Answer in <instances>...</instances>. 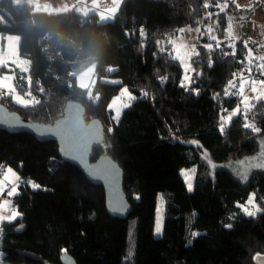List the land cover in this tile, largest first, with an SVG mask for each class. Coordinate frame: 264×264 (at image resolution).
Returning a JSON list of instances; mask_svg holds the SVG:
<instances>
[{
    "label": "trees",
    "instance_id": "1",
    "mask_svg": "<svg viewBox=\"0 0 264 264\" xmlns=\"http://www.w3.org/2000/svg\"><path fill=\"white\" fill-rule=\"evenodd\" d=\"M205 2L122 0L114 18L101 22L96 14L46 13L35 11L27 0H0V36H18V55L28 63L27 72L13 68V86L17 93L31 92L39 103L22 106L7 95H0V102L22 118L44 124L60 117L67 102L81 104L85 120L98 119L104 127V140L93 148L92 160L107 155L117 162L131 206L127 219L111 217L103 189L62 161L56 143L0 130V168H11L20 178L13 197L20 215L0 223L2 264H60L63 253L76 264H255L254 257L264 255V211L249 216L238 207L255 193V202L264 209V168L242 182L224 167L214 168L211 175L201 157L205 151L214 163L236 161L256 155L263 142L264 101L255 102L248 113L259 133L243 126L242 113L220 131L221 115L240 104L238 95L225 96L224 90L234 74L237 82L246 69L241 61L248 48L257 51L252 33L243 29L244 37L233 42V56L227 25L233 19L248 20L251 10L241 8L243 18L224 11L210 18L223 43L216 48L215 41L201 37L199 55L191 57L190 88L181 86L182 65L168 54L169 38L207 16ZM55 34L79 50L49 57L46 44ZM207 43L212 50L203 47ZM88 58L95 59V101L77 84L70 67ZM122 87L135 101L114 123L108 105ZM193 167L189 191L180 171ZM27 181L41 187L33 189ZM159 201L162 223L155 237Z\"/></svg>",
    "mask_w": 264,
    "mask_h": 264
},
{
    "label": "rangeland",
    "instance_id": "2",
    "mask_svg": "<svg viewBox=\"0 0 264 264\" xmlns=\"http://www.w3.org/2000/svg\"><path fill=\"white\" fill-rule=\"evenodd\" d=\"M27 1L33 7V9L35 11L46 12V13H58V12H63V11H68V10H75L76 12H78L84 16H87L89 14H96L99 18V21H101V22L112 20V19L104 18V16L102 14L106 13V11L108 9L114 8L116 6L115 4L117 2V0H27ZM121 1L122 0H118L119 5H120ZM254 2H255V4L252 5ZM224 3L225 2H222L220 4L223 5ZM210 5L211 6L209 7V12L215 13L217 11H220V9L218 7H216V4L211 2ZM241 8H249L252 12L251 16L248 20L243 21V22H239V21H237V19H233L235 22L231 21L232 32H233V36L235 37V39L231 38V40L228 41L227 43L233 44V42H235L238 38L244 37L243 36V29H246L247 31L252 33V36L255 40L254 42H256V44H257V49H256L257 51L254 52V54L264 55V47H261V45H264V0H233V4L228 3V7L224 10V12H225V14H227V16H231V18L233 16H236V15H237L236 17L241 16L243 18V14H240V12H239V10ZM261 9H262V11H261ZM237 22H239V23H237ZM209 23H210V18H207V16H206L197 26H186V27L181 28V29H184V31L182 33L179 31L177 36L173 39H177L178 43L182 41L183 43H185L188 46V49L191 50V47L193 45L197 46L199 43L202 42L201 37L208 38L207 28L209 26H211ZM211 27L213 28L212 34L216 35L215 28L213 26H211ZM227 28H228V25H227ZM196 29H200V31L197 32ZM202 33L204 34L203 36L201 35ZM3 37H5L7 40L6 44H7L8 49L4 53H2L1 48H0V61H1V58L3 56L8 57L10 59V61H14L15 59H19L18 58L19 37L16 35L0 36V44H1V40L3 39ZM208 40H210V39L208 38ZM61 50H68V51H72V52H77L79 50V48L77 45H75L73 42H71L67 38L55 34L47 41L46 52H47L48 56L51 58H60ZM24 61L27 63L26 60H24ZM24 61L19 59V60H17V63L19 65H21V67H22V66H24L23 65ZM256 63H259V62L254 61V65ZM27 65H28V63H27ZM70 67H71L72 74L75 77L77 84L81 88L86 89L89 97L92 98L93 101H95L96 95L94 94L93 86L96 83V77L94 74L93 59L88 58L85 60H81L79 62H73L70 65ZM182 69H183V77H184L185 69L183 66H182ZM246 69H247V66H246ZM246 69L244 71H241V72H244L245 78H249V75H248V72L246 71ZM189 74L191 75V72ZM238 79H239V76H238ZM250 79H254V80L259 81L261 79H264V76L260 75L259 70L255 66H253V70H252ZM102 81L106 82V83H116V81L110 80V79H103ZM236 83L238 86L239 80ZM7 84H10V82L8 81ZM122 89H124V87H122L120 89L117 96L120 95ZM245 94L248 95L249 97L254 95L253 93H251L250 90H247V88H246ZM0 95H3V92H1ZM117 96H115L114 98H116ZM28 98L30 100L32 99V97H30V96H28ZM134 101H135V99L129 103V106ZM240 101H241V97H240ZM122 102H127V98L123 97ZM252 103H255V101H252ZM237 106L241 107V113L243 114L245 111L243 106L241 104H239ZM237 106L235 108H237ZM128 107H126V108H128ZM126 108H123V107L121 108L120 116H121V113ZM111 111L113 113V122L116 123L119 120L120 116L118 119H114L115 111L114 110H111ZM248 122H254V121L252 118L248 117ZM255 126L257 127L256 124H255ZM262 141L263 142L260 145V150L256 155L244 157V158L236 160V161H230L227 163H214L211 161V159L209 158L208 154L205 151L202 152L201 157L206 162H208V164L211 168V175L213 174L214 168L224 167V168H228L229 170H231L233 172V174L239 180L244 182L246 180L242 179L241 175L244 174L245 171H246V174L248 177V175L252 171L263 169L261 167L249 166L247 164L244 166H241V163H240L242 161H250L252 164H255V163L260 162L261 160H264V156H262V153H264V139ZM205 153H206V156H205ZM193 169H194V167L190 168V169H181L180 173H182V170L191 171ZM181 176L183 177L185 185L188 189V186H187L188 181H186L185 176H183L182 174H181ZM193 177H194V174L191 175V179H190V182L192 184V188H193ZM10 188H11V185L9 186L8 190H10ZM4 199H8L11 201L12 197H8L7 192H6ZM248 199H249V197H248ZM248 199H247V201H248ZM246 202L244 204H246ZM244 204H241V205H244ZM12 206H13V204H12ZM13 208L15 210H17L15 207H13ZM242 213H244V212L242 211ZM2 214L10 215V212L9 213H2ZM245 215H247V214H245ZM155 217L156 218H155V225H154V229H153V235L155 237H157L160 233V232L158 233L156 231L157 226L159 225V227L161 229V223H162V208L160 206V201L157 204ZM1 257H2V253L0 252V260H1ZM0 264H2V263L0 262Z\"/></svg>",
    "mask_w": 264,
    "mask_h": 264
},
{
    "label": "snow or ice",
    "instance_id": "3",
    "mask_svg": "<svg viewBox=\"0 0 264 264\" xmlns=\"http://www.w3.org/2000/svg\"><path fill=\"white\" fill-rule=\"evenodd\" d=\"M115 5L116 6L114 8L108 9L106 11V13L102 14L104 16V18H107V19H113L114 18V14L116 13V11L118 10V7H119L118 0H117ZM210 6H211L210 3L207 2V0H206V2L204 3V8H209ZM216 7H218L220 9V11L223 12L228 7L227 0H225V3L223 5H221L219 3V0H217ZM213 15H214V13L209 12V13H207V18H211ZM216 15H218V13H216ZM217 23H218V21H217ZM179 31L182 33L184 31V29H180ZM196 31L199 32L200 29H196ZM212 33H213V28L211 26H209L207 28L208 38L211 41H215V47L219 48L221 46V44L223 43V41L218 39L217 36L212 34ZM143 35H144L143 31H141V36H143ZM201 35L203 36L204 34L202 33ZM227 35H228V37L235 39V37L233 36V32H232L231 21H229V24H228ZM158 43H160V42H158ZM167 44L171 46V51L168 52V54L171 56L172 59L178 60L185 69V75L181 81V86L186 87V88H190V86L192 84V77L189 73L191 71H194V69H192V67H191V62H190L191 56L193 54L199 55V52L196 51V46L193 45L191 47V50H189L188 46L185 43H183L182 41L178 43L177 39H172V38H169L167 40ZM227 46L232 48L231 54L233 56H235V54H236L235 45L229 44ZM244 46L247 48V42H245ZM203 47L207 48L209 50H212L213 44L207 43V44L203 45ZM261 47H264V45H261ZM159 50L161 52H165L166 48L164 46H161ZM225 55H227V53H225ZM245 61L247 63L246 71L248 72L249 78H245L244 72L239 73L238 74L239 85L237 86L236 74H234L233 80H230L228 82V85L226 86V88L224 90V95L225 96L239 95L241 97L240 104L245 109L243 114H244L245 121H246L243 126L245 128L251 129V131H253V132L259 133L261 131V129L256 127L254 122H248V113L251 111L252 108L255 107V104L252 103V101H255L256 103H260L261 101H264V79L257 81L254 79H250V77H251V73L253 70V66H255L259 70L260 75L264 76V55H256V54H254V52L251 48H248L247 55L245 56L244 61H241V62L244 63ZM254 61L259 62V63H256L254 65ZM208 66L209 67L212 66L211 61L209 62ZM108 71L111 72V71H113V69L109 68ZM9 79H11V78L5 77L2 81H0V87L7 88L11 93H13L14 99L18 103H20L23 106H28L34 102L39 103L38 101H35L34 97L31 100H29V99H25L23 96L15 95V88H13L10 84L5 83V81H7ZM116 83H118V82H116ZM246 88H247V90H250L251 93H253L254 95L251 97L246 95L245 94ZM233 89H235L236 91H232ZM193 91H194V89H193ZM26 95L31 96V92L26 93ZM144 95H148V93L145 92ZM123 97L127 98V102H122ZM98 99H99V96H97L96 100H98ZM134 99H135V97L131 95V93L129 92V90L127 88L122 89L120 95L117 96L116 98H114L112 100V102L108 105L110 110L115 111L114 119H118L120 116L121 108L122 107L123 108L128 107L129 103L131 101H133ZM69 107L73 108L75 106H69ZM225 112H227V110H225ZM239 114H241V107L237 106V108L233 109L231 112H228L226 115H221L220 131L224 132L226 125H229L231 123V121L233 120V118ZM0 122H6L9 124H12V123H14V120H11V121L0 120ZM89 134L93 140H95L97 142L100 141V133L95 128L89 129ZM190 143H193V144H196L197 146H199L198 141H191ZM205 156H206V153H205ZM262 156H264V153H262ZM240 163H241V166H244L247 164L249 166L264 168V160H261L260 162L255 163V164H252L250 161H242ZM194 171H195L194 169L191 171L182 170V173H181L183 176H185L186 181H188L187 186H188L189 190L192 189V184L190 182V179H191V175L194 174ZM241 178L244 180L247 179L246 171L244 174L241 175ZM19 183H20V178L13 171V169L7 168L3 172H0V196H2L5 192H7L8 197H12L14 195H17ZM27 183L33 189H39L41 187L39 184L33 183L31 181H27ZM10 185H11V188H10V190H8ZM238 207H240L242 209V211L249 216H255L258 212L264 211V209H261L260 206L255 202V193H253L249 196V199L246 202V204L238 205ZM9 212H10V215L2 214V213H9ZM19 215H20V213L13 208L10 200H8V199L0 200V222H4V221L10 222L12 220H15ZM229 227H230V225H229ZM160 230L161 229L158 225L156 231L159 233ZM193 235H197V234L193 233ZM257 259L259 260L260 258L257 257Z\"/></svg>",
    "mask_w": 264,
    "mask_h": 264
},
{
    "label": "water",
    "instance_id": "4",
    "mask_svg": "<svg viewBox=\"0 0 264 264\" xmlns=\"http://www.w3.org/2000/svg\"><path fill=\"white\" fill-rule=\"evenodd\" d=\"M84 116V107L69 101L65 104L60 117L52 123L44 124L22 118L0 102V120H14L12 124L0 122V130L10 134H28L42 143H56L57 154L62 161L78 168L91 184L103 189L107 213L111 217L125 220L131 214V206L123 191V171L117 162L107 155L92 160L93 148L104 140V127L98 119L87 122ZM92 128L99 131V142L91 138L89 129ZM21 228L22 226H18L16 231L20 232ZM2 248L3 243L0 239V251ZM59 261L60 264H76L68 253H63ZM254 263L264 264V255H256Z\"/></svg>",
    "mask_w": 264,
    "mask_h": 264
},
{
    "label": "crops",
    "instance_id": "5",
    "mask_svg": "<svg viewBox=\"0 0 264 264\" xmlns=\"http://www.w3.org/2000/svg\"><path fill=\"white\" fill-rule=\"evenodd\" d=\"M6 38L5 37H3V39L1 40V44H0V48H1V52L2 53H4L7 49H8V47H7V44H6ZM18 58L20 59V60H23V59H21L20 57H19V55H18ZM19 59H15L14 61H10V59L8 58V57H6V56H3L2 58H1V61H0V81H2L5 77H10L11 79H9V80H7V81H5V83H7L8 81L10 82V84H11V86L14 88V86H13V81H14V74H13V68H16V69H18V70H20V71H22V72H27V70H28V65H27V63L24 61V66H22L21 67V65H19L18 63H17V60H19ZM93 59V58H92ZM76 62H79V61H76ZM93 62H94V64H95V59H93ZM72 64V63H71ZM27 65V66H26ZM1 92H3V95H7V96H10L11 97V99H12V101H14L16 104H19V105H21L20 103H18L15 99H14V95H13V93H11L7 88H4V87H0V93ZM26 93H28V92H25V93H17L16 91H15V95H20V96H23L25 99H29L28 98V96L26 95ZM30 100V99H29ZM23 106V105H22ZM7 169V167H4V168H2V170H1V172H3L4 170H6ZM17 174V173H16ZM18 176V175H17ZM15 196V195H14ZM14 196H12V200H11V202H12V204H13V207H15L16 208V206H15V204L13 203V197ZM17 209V208H16ZM1 223V222H0Z\"/></svg>",
    "mask_w": 264,
    "mask_h": 264
},
{
    "label": "built area",
    "instance_id": "6",
    "mask_svg": "<svg viewBox=\"0 0 264 264\" xmlns=\"http://www.w3.org/2000/svg\"><path fill=\"white\" fill-rule=\"evenodd\" d=\"M1 170H2V168H0V172H1ZM5 193H6V192H5ZM5 193H4L2 196H0V200H2V199L5 198Z\"/></svg>",
    "mask_w": 264,
    "mask_h": 264
}]
</instances>
